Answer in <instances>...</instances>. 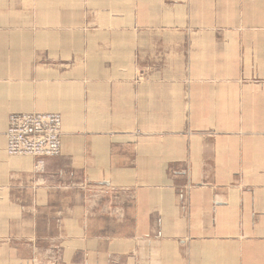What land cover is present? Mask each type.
Instances as JSON below:
<instances>
[{
  "label": "crops",
  "instance_id": "0c3cea01",
  "mask_svg": "<svg viewBox=\"0 0 264 264\" xmlns=\"http://www.w3.org/2000/svg\"><path fill=\"white\" fill-rule=\"evenodd\" d=\"M131 1L133 12L148 1L146 15L164 14L163 0ZM172 1L165 9H178L184 22L143 29L109 13L108 37L93 42L111 67L101 80L84 73L91 42L76 51L70 36L59 37L89 20L65 11L73 0L41 9L51 17L41 29L56 34L35 39L16 70L9 55L0 60L9 65L0 69L3 264L21 263L5 244L12 238L36 240L26 250L42 264L43 217L45 237L56 241V253L45 252L55 256L51 264H264V0ZM139 62L150 69L146 80L127 82L141 75ZM26 63L33 92L20 74ZM12 112L61 116V154L43 160L42 172L33 158L6 156ZM83 180L113 190L86 192ZM15 222L24 227L18 235Z\"/></svg>",
  "mask_w": 264,
  "mask_h": 264
},
{
  "label": "rangeland",
  "instance_id": "374dc122",
  "mask_svg": "<svg viewBox=\"0 0 264 264\" xmlns=\"http://www.w3.org/2000/svg\"><path fill=\"white\" fill-rule=\"evenodd\" d=\"M160 1V0H159ZM163 5L165 8H168L167 6L172 5V0H163ZM138 2V1H137ZM139 2L138 6L136 7V11L133 12L132 8L130 6V3H132L131 0H73V5L75 6L74 10H65L68 12H75L76 14H80L82 16V13H85L86 18L84 24H74L72 26V30L70 31V34L58 31L59 37L66 38L70 36V39L74 40V48L76 51H82L83 49V40H88L91 43H88L91 45V64L86 63V70L84 73L91 75L92 81L101 80L102 75H104L107 70H110V64L109 62H101L104 59L103 55H95L94 51L96 50L93 46V42L95 41H104L108 35L105 31H102L103 28H107V26H111L113 22V17L110 16V12L117 11L122 12L123 15H118L116 17V22L121 24H129L132 23L137 24L140 26V28L147 29L148 27H151V25L155 24H166V23H174V22H184L183 16L180 14L178 9H165L162 7L160 10L164 13L163 15H146V8H147V2L148 1H142ZM50 5V0H0V60L6 58L5 55H9L10 58L13 60L14 63H11V69L16 70L22 62L18 61L15 62V60H20L19 56L28 54L33 55L34 54V40L37 38H44L45 36L47 38L54 37L56 33H51L52 31L42 30L41 26L45 28L47 25H50L51 17L41 15V9L45 8L46 6ZM167 5V6H166ZM169 10H173V13L170 14ZM134 13L132 16L130 13ZM126 13L127 15H125ZM135 17V20L132 19ZM189 17V16H187ZM117 18H120L118 20ZM44 20V21H43ZM189 20V19H188ZM179 24V23H176ZM179 26V25H177ZM128 27V26H127ZM152 28V27H151ZM149 31H143L140 33L144 38L148 37L147 33ZM101 38V39H99ZM58 39V37H57ZM9 43V51H7V46H3L5 43ZM5 49V50H3ZM31 56H27V59H30ZM150 63H154V61H150ZM84 64V63H83ZM83 64H76V72L79 74H82L84 71ZM161 63H155L150 64L154 67H157ZM28 66V72H21V75H27L25 79H22L23 83L25 82L27 84L26 90L29 92H33L36 88L35 85V73L33 69L29 66L28 63H26ZM35 65V64H31ZM134 67L139 69L141 71V75H136L135 78H128L126 79L127 82L138 84L140 85L141 82L143 83L145 79V75L147 74V71L150 70L147 66V63H133ZM9 66L8 63H2L0 62V69H3L4 67ZM150 66V67H151ZM170 67L172 70H176L174 68L180 69L177 64H171ZM193 69V68H192ZM181 70L188 71L189 68H182ZM36 72V71H35ZM132 79V80H131ZM178 81V80H177ZM185 84V83H184ZM188 85V84H186ZM79 88H76L78 90ZM82 97H79L81 99ZM108 103L105 99V96L99 101L95 103V106L100 109L101 106H104V102ZM100 106V107H99ZM103 110V109H102ZM78 112V111H77ZM81 112V111H80ZM30 113H41V114H56L60 117L61 116L58 113L54 112H12L9 114L7 119V127L4 132L5 137V154L9 158H17V157H28V156H10L7 153V143H6V131L8 129L9 125V118L11 115H17V114H30ZM61 138H62V120H61ZM60 138V151L56 156L53 157H44V158H34V157H28L33 158L36 160V166H37V172H42V164L43 160L45 159H51V158H57L61 154V148H62V141ZM82 189L86 190V192H97L98 194H101L103 196H107L110 191L113 189H110L111 187L107 186V183L99 182V183H93L88 180H83L80 184ZM100 192V193H99ZM38 224V223H37ZM23 223L15 222L10 223V229L12 234L18 235V231L24 230V227L22 226ZM34 225V224H30ZM39 234L43 235V238L37 240V245L39 248L42 249V253H39V257L41 259L42 264H51L53 260H55V256H48L45 252H55V249H53V246H56V241L49 239V236L46 238L45 236L47 234H51V227L50 224L45 222V217H43V222L39 223ZM3 223H0V236L3 235ZM30 230H34V227H32ZM32 232V231H30ZM5 242L6 246L10 247L11 249H15V253L11 254L12 259H16L17 261L22 259L20 264H40L36 262L37 255L31 253H28V250H26L28 247L33 245L36 240H23V239H10ZM25 242V243H24ZM4 242L3 239L0 238V248L3 246ZM260 245V244H259ZM254 244H251V247H253ZM25 248V249H24ZM31 252H33V246L30 247ZM26 256L27 259L26 260ZM2 252L0 253V258H3ZM0 264H3V261L0 260ZM247 264H251L247 262Z\"/></svg>",
  "mask_w": 264,
  "mask_h": 264
},
{
  "label": "built area",
  "instance_id": "2783aa9c",
  "mask_svg": "<svg viewBox=\"0 0 264 264\" xmlns=\"http://www.w3.org/2000/svg\"><path fill=\"white\" fill-rule=\"evenodd\" d=\"M61 120L56 114L11 115L6 131L10 156L44 158L60 151Z\"/></svg>",
  "mask_w": 264,
  "mask_h": 264
}]
</instances>
